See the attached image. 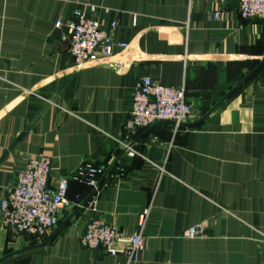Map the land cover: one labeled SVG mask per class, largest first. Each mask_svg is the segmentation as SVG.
Listing matches in <instances>:
<instances>
[{"label":"crops","instance_id":"1","mask_svg":"<svg viewBox=\"0 0 264 264\" xmlns=\"http://www.w3.org/2000/svg\"><path fill=\"white\" fill-rule=\"evenodd\" d=\"M77 10L118 23L112 57L75 64ZM253 71L197 127L128 129L143 78L184 88L195 122ZM41 155L50 186L69 176L70 206L42 241L0 216V264H129L81 236L96 216L132 233L146 207L138 264H264V21L241 17L236 0H0V199ZM116 160L83 206L92 188L74 177L80 167Z\"/></svg>","mask_w":264,"mask_h":264},{"label":"built area","instance_id":"2","mask_svg":"<svg viewBox=\"0 0 264 264\" xmlns=\"http://www.w3.org/2000/svg\"><path fill=\"white\" fill-rule=\"evenodd\" d=\"M236 1L239 3L241 17L264 21V0ZM215 18L219 19L220 13H216ZM62 25L64 20L59 18L56 27ZM67 26L70 30V53L78 67L112 57L115 43L111 33L117 28V22L106 29L85 12L77 10ZM118 46L123 49L128 47L125 43H119ZM130 117L128 129L135 133L163 121L174 123L176 130H179L183 124L194 121L196 114L187 101L184 88L166 87L146 77L138 81L133 91ZM129 146H126V150H129ZM51 167L52 160L48 155L31 159L18 174L16 184L0 199V216L4 225L37 241L46 239L58 227L61 211L70 206V178L62 176L56 186H50ZM108 169L109 166L105 164L95 166L88 163L81 166L74 176L85 181L95 191L88 203L96 204L101 179L112 173L108 174ZM150 213V207L143 209L139 224L132 233L96 216L86 225L81 245L88 249L102 250L113 257L125 256L129 264H138L146 247L145 229ZM201 232V227H192L186 235L196 238Z\"/></svg>","mask_w":264,"mask_h":264},{"label":"water","instance_id":"3","mask_svg":"<svg viewBox=\"0 0 264 264\" xmlns=\"http://www.w3.org/2000/svg\"><path fill=\"white\" fill-rule=\"evenodd\" d=\"M254 72L255 71L250 73L241 82H239L236 86H234L204 117H202L200 120L192 122V123H185L181 127H183V126H185V127H197V126L201 125L219 106H221L226 100H228L253 75ZM163 123H169V124L174 125V123L169 122V121H163ZM129 147L131 148V146H129ZM117 162L118 161L116 160L113 162L112 165L109 166L108 174L114 169ZM105 178H106V176L102 178V180L100 181V185L102 184V182L104 181ZM94 194H95V191H92L89 198L86 200L85 203H83V206L88 203V201L90 200V198Z\"/></svg>","mask_w":264,"mask_h":264},{"label":"rangeland","instance_id":"4","mask_svg":"<svg viewBox=\"0 0 264 264\" xmlns=\"http://www.w3.org/2000/svg\"><path fill=\"white\" fill-rule=\"evenodd\" d=\"M195 114H196L195 118H198L199 116H201L200 113L198 114V113L195 112Z\"/></svg>","mask_w":264,"mask_h":264},{"label":"trees","instance_id":"5","mask_svg":"<svg viewBox=\"0 0 264 264\" xmlns=\"http://www.w3.org/2000/svg\"><path fill=\"white\" fill-rule=\"evenodd\" d=\"M112 172H113V170H112ZM84 182V184H86L87 185V183L85 182V181H83ZM88 186V185H87Z\"/></svg>","mask_w":264,"mask_h":264}]
</instances>
